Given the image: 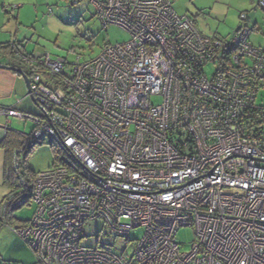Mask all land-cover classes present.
Masks as SVG:
<instances>
[{
  "label": "built area",
  "instance_id": "built-area-1",
  "mask_svg": "<svg viewBox=\"0 0 264 264\" xmlns=\"http://www.w3.org/2000/svg\"><path fill=\"white\" fill-rule=\"evenodd\" d=\"M87 1L129 40L72 64L14 53L40 71L29 77L37 112L3 113L32 120L28 139L49 137L62 157L35 174L34 214L12 232L37 264H264V138L242 122L264 85V49L250 43L247 15L222 40L202 35L173 0ZM95 219L122 236L143 228L135 263L80 245ZM185 227L188 252L177 242Z\"/></svg>",
  "mask_w": 264,
  "mask_h": 264
},
{
  "label": "rangeland",
  "instance_id": "rangeland-1",
  "mask_svg": "<svg viewBox=\"0 0 264 264\" xmlns=\"http://www.w3.org/2000/svg\"><path fill=\"white\" fill-rule=\"evenodd\" d=\"M172 8L179 16L187 15L195 20L202 35L224 39L231 38L241 27L240 15L246 14V23L251 29L250 43L264 49V8L258 6V0H173ZM128 40V34L121 28L103 27L87 0L77 3L74 0H0V45L15 42L26 54L48 55L51 60L63 59L72 64L77 57L87 61L97 57L105 45ZM10 61L19 66L18 62ZM211 71L209 65L205 72L210 75ZM158 101L152 99L153 103ZM254 105L264 109V85L258 91ZM9 121L10 128L21 135H30L34 129L32 120L20 122L11 118ZM256 128H260L259 136L264 138V122ZM17 147L24 149L20 160L30 171L45 172L53 167L55 148L49 137L33 147L31 141ZM57 156L60 161L62 154L59 152ZM34 211L35 205L29 202L15 211V217L25 222L31 219ZM121 222L128 224L129 221ZM142 235V227L132 229L128 235H118L101 219H95L84 223L80 245L103 249L135 263V246ZM193 241L192 228L179 229L177 242L182 251L188 252Z\"/></svg>",
  "mask_w": 264,
  "mask_h": 264
},
{
  "label": "crops",
  "instance_id": "crops-1",
  "mask_svg": "<svg viewBox=\"0 0 264 264\" xmlns=\"http://www.w3.org/2000/svg\"><path fill=\"white\" fill-rule=\"evenodd\" d=\"M0 65L11 66V62H9L1 52ZM5 110H14L27 115H35L37 112V104L34 103L28 95L25 80L21 75L0 67V203L4 196L9 193V188L5 184L6 154L4 149L5 145H2V142L8 134L21 136L26 139L30 136L18 134L10 128L9 119L13 117L4 115L3 112ZM33 130L34 129H32V131ZM11 216L12 218L9 220L10 223L7 225L0 222V264H36L28 245L19 236L14 234L9 227H17L24 223V221H20V219L16 218L15 212H13Z\"/></svg>",
  "mask_w": 264,
  "mask_h": 264
},
{
  "label": "trees",
  "instance_id": "trees-1",
  "mask_svg": "<svg viewBox=\"0 0 264 264\" xmlns=\"http://www.w3.org/2000/svg\"><path fill=\"white\" fill-rule=\"evenodd\" d=\"M219 39L223 40L224 38H219ZM12 45L13 47H11ZM0 52L3 54L5 58H7V60H9V62H11L10 60H14L18 62L19 66L13 65L11 63L10 67L23 71L24 74H26L28 78L31 77V75H33L34 73L40 72L39 70H32V69L27 68L25 65L22 64L19 58L14 57L15 52H19L23 56L31 55V54H25L24 52H21L18 49L16 43H7V44L0 45ZM42 75H43L44 81L46 82L48 86L52 84H54L55 86L58 85L57 78L47 77L46 73H42ZM242 122H243L244 130L252 131L255 135L261 134L259 131L260 128L255 129V126L260 125L262 122H264V109L254 105V108H252V110L246 112V114L244 115L242 119ZM29 141L31 140L8 134V136L2 142V145L3 144L5 145L4 149H5V154H6L5 155V160H6L5 184L9 188V193L6 196H4L2 200H8L9 204H8V207H7V210L4 216L0 217L1 223H4V222L7 224L10 223L9 220L12 218L11 216L12 213L15 212L17 209H19L21 206L27 205L31 200L30 199L31 190H32V185H33L36 173H34L33 171H30L24 164L21 163L20 155L21 153H23L24 149H22L21 147L19 148L17 147V146H21L22 144L23 146H26ZM36 144L38 143L31 141L32 147L35 146ZM52 146L54 145L52 144ZM17 150H19V153L17 155L19 166H18V171L16 172L14 170L12 160H13V155L15 154V151ZM54 152H55V160L53 161L52 165L53 167L60 166L61 163L57 156L59 151L55 148ZM21 179L23 180L24 184H27L30 187V190L22 191L23 185L20 181Z\"/></svg>",
  "mask_w": 264,
  "mask_h": 264
},
{
  "label": "water",
  "instance_id": "water-1",
  "mask_svg": "<svg viewBox=\"0 0 264 264\" xmlns=\"http://www.w3.org/2000/svg\"><path fill=\"white\" fill-rule=\"evenodd\" d=\"M0 67H1V68H4V69H7V70L14 71V72H16L17 74L21 75L22 78L25 80L26 87H27V91H28V95L31 97L32 101H34V103H36L35 99L30 95V90H29V79H28V77L26 76V74H24V72L21 71V70L14 69V68L9 67V66L0 65Z\"/></svg>",
  "mask_w": 264,
  "mask_h": 264
}]
</instances>
